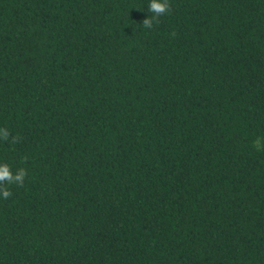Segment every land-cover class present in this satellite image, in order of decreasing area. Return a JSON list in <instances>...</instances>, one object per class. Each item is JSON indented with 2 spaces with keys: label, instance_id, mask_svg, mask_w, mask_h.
Listing matches in <instances>:
<instances>
[{
  "label": "trees",
  "instance_id": "1",
  "mask_svg": "<svg viewBox=\"0 0 264 264\" xmlns=\"http://www.w3.org/2000/svg\"><path fill=\"white\" fill-rule=\"evenodd\" d=\"M168 2L0 0V264H264V0Z\"/></svg>",
  "mask_w": 264,
  "mask_h": 264
},
{
  "label": "clouds",
  "instance_id": "2",
  "mask_svg": "<svg viewBox=\"0 0 264 264\" xmlns=\"http://www.w3.org/2000/svg\"><path fill=\"white\" fill-rule=\"evenodd\" d=\"M170 10L171 6L168 0H149L148 11L151 13V16L145 18L142 25L145 28H151L154 20H158L159 17L168 14ZM9 138V131L6 128H0V139L8 141ZM17 139L18 137H12L13 141ZM26 174V170L23 168L18 169L14 174L8 164H0V196L5 200L8 199L12 195L9 185L22 186Z\"/></svg>",
  "mask_w": 264,
  "mask_h": 264
}]
</instances>
